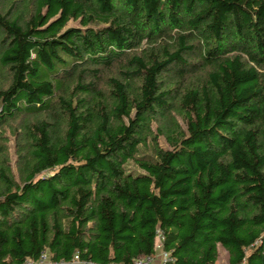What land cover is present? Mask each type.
Returning a JSON list of instances; mask_svg holds the SVG:
<instances>
[{
	"label": "trees",
	"instance_id": "trees-1",
	"mask_svg": "<svg viewBox=\"0 0 264 264\" xmlns=\"http://www.w3.org/2000/svg\"><path fill=\"white\" fill-rule=\"evenodd\" d=\"M4 1L0 264H264V0Z\"/></svg>",
	"mask_w": 264,
	"mask_h": 264
},
{
	"label": "rangeland",
	"instance_id": "rangeland-1",
	"mask_svg": "<svg viewBox=\"0 0 264 264\" xmlns=\"http://www.w3.org/2000/svg\"><path fill=\"white\" fill-rule=\"evenodd\" d=\"M9 3V0L4 1L5 6L7 7ZM77 25V22L74 21H69L68 25ZM4 77L0 79V83L4 81ZM176 118L179 120V116H176ZM163 123V120L157 119L151 123V129L153 132L155 131L156 127L158 125H161ZM19 124V119H14L10 120L7 123H3L2 126H0V150L1 154H5L8 157V161L10 164L11 171L15 177V179L18 180V172L16 169V164H15V138L14 135L12 134L13 129H15ZM157 143L161 147H168L167 143L165 142V139L162 135H159L157 137ZM152 144L149 142L146 146H142L139 150L140 154H150L152 151ZM127 169L136 172L138 169L136 166H134L131 162L127 164ZM157 241V239H156ZM217 261L216 264H228L227 263V252L218 245L217 247Z\"/></svg>",
	"mask_w": 264,
	"mask_h": 264
},
{
	"label": "built area",
	"instance_id": "built-area-1",
	"mask_svg": "<svg viewBox=\"0 0 264 264\" xmlns=\"http://www.w3.org/2000/svg\"><path fill=\"white\" fill-rule=\"evenodd\" d=\"M157 241L155 240V249L153 254L143 255L133 260L132 264H152L155 257L157 256L160 260L161 264H165L166 262L171 261V257L168 251H165L161 247V239L162 236L158 233L156 237ZM79 263L77 255H74L73 259L68 262H53L51 261L47 254L44 252L40 255L37 260H26L23 264H77ZM89 264H96V263H89ZM111 264H119V263H111Z\"/></svg>",
	"mask_w": 264,
	"mask_h": 264
},
{
	"label": "crops",
	"instance_id": "crops-1",
	"mask_svg": "<svg viewBox=\"0 0 264 264\" xmlns=\"http://www.w3.org/2000/svg\"><path fill=\"white\" fill-rule=\"evenodd\" d=\"M77 264H89V263H82V262H79V263H77ZM152 264H161V263H160V260H159V258H158L157 256L155 257V259H154V261H153Z\"/></svg>",
	"mask_w": 264,
	"mask_h": 264
}]
</instances>
